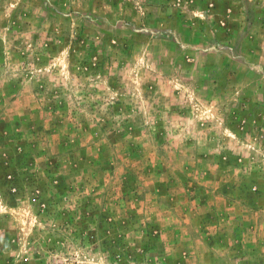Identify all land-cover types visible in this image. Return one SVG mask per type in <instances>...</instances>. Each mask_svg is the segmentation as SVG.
<instances>
[{"label": "rangeland", "instance_id": "1", "mask_svg": "<svg viewBox=\"0 0 264 264\" xmlns=\"http://www.w3.org/2000/svg\"><path fill=\"white\" fill-rule=\"evenodd\" d=\"M0 264H264V0H0Z\"/></svg>", "mask_w": 264, "mask_h": 264}]
</instances>
